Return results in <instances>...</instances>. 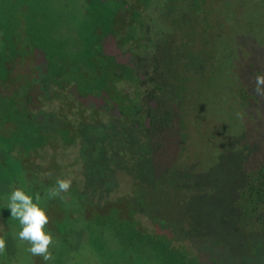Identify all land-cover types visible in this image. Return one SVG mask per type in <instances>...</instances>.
Masks as SVG:
<instances>
[{"label":"rangeland","instance_id":"obj_1","mask_svg":"<svg viewBox=\"0 0 264 264\" xmlns=\"http://www.w3.org/2000/svg\"><path fill=\"white\" fill-rule=\"evenodd\" d=\"M71 2L44 0L55 12L37 23L34 40L19 25L18 7H0V264H172V243L177 264H264V213L241 228L215 224L231 213L238 169L264 148V96L254 91L264 74V0H207L202 9L196 0ZM69 12V25L52 39L53 24ZM177 49L208 51L210 74L204 84L195 75V100L164 97L173 120L150 124L163 109L159 85L182 76L177 65L169 69ZM161 155L194 184L142 174L140 161L161 168ZM57 179H71V187L49 198ZM14 187L33 202L42 197L53 260L33 256L17 238L21 225L7 207ZM160 189L165 203L154 194ZM202 192L206 199L190 213L206 228L203 240L168 239L181 230L172 222L180 205Z\"/></svg>","mask_w":264,"mask_h":264},{"label":"flooded vegetation","instance_id":"obj_2","mask_svg":"<svg viewBox=\"0 0 264 264\" xmlns=\"http://www.w3.org/2000/svg\"><path fill=\"white\" fill-rule=\"evenodd\" d=\"M61 2H66V3H69L70 2V3H72L71 0H60V4H61ZM0 3H1V5H0L1 9L5 12V8H6V6H5V0H0ZM87 4L88 3L85 2L84 4L80 3L79 5H80V7H83V11H84V8L87 6ZM23 6H27V9H29L30 12H29V15H27V16L24 15V14L23 15L22 14H18V15H21V17H22V21H21V23L19 25H22L23 24L24 28L26 29L25 35L27 37L32 38L34 40L35 38H37L36 37V34H34V33L39 28V25L36 28L37 23L38 24L43 23L44 22L43 20L46 19V18H48V17H50L53 14V12H55V11L53 10V8L46 10V5L44 3V0H33V1H31V0H20L19 3H16V7L15 8L18 7L17 10H19ZM200 8L202 9L203 7L201 6ZM69 14H70V12L67 15H65V14L62 13L60 15V19L57 20V25L53 24L52 34H51V38L52 39L54 37L58 38V36L54 35V33L55 32L57 33V31L59 29V25L60 26H65V24L66 25H69ZM81 14L85 15L86 12H81ZM212 19L216 20L215 17L212 18ZM26 21L29 24V27L32 26V28H33L31 32H28L27 31L28 28L26 27ZM218 25H219V27H221L220 25H225V23L222 20V23H219ZM62 30H63V32H66L67 31V28H64L63 27ZM190 42L191 41H188V43H190ZM200 42H202L203 44H205V40L204 41H200ZM209 42H210V44L209 45H206L207 47L211 46L214 41L209 40ZM191 46H192V44H191ZM203 51H204V48H203ZM192 52H194V49H192V51L190 53H181L177 49V58H174V59H172L170 61V64H169L170 68L169 69L172 70V71H175L176 70V65H177V73H180L182 76H188L189 74H191L190 84L185 87L186 90H184L183 94H181L180 96H178V92H181L182 91V86L181 85H178V84H177V86H174L172 84L173 79H175V82H178L177 79H176L177 77L175 76V72L173 73L172 76H167L166 75L164 84H161L158 87V88H160V92L162 93V102H163L162 113H161V116L160 115L159 116H154L153 115L152 117H150L151 118V119L149 118V120H150L149 123L150 124L155 121L156 124L162 125V124H165V123L169 122L170 120H173L174 110L172 111V109L170 107L169 108L166 107V105L164 104V101H166L167 99L164 100L163 99L164 97L165 98H168L169 97V100H171V99H174L175 97L182 98L184 95L186 96V95L190 94L191 95V98L190 99H192V101L195 100V95L197 93H196L195 88L193 87V79L195 78V75L196 74L200 73V75L203 76V79H202L201 82H203V84H204V78H206L210 74V72H208V70L206 68V65H207V63L208 64L211 63V61L209 60L211 57L209 58V55L210 54H209L208 51H205L202 54V52L200 53L199 50L198 51L195 50L196 53L194 55H192ZM198 55L200 57H205L206 58L204 70H201V71L200 70H193V66H194L193 65V61H194V59L196 57H199ZM200 57H199V60L202 61V59ZM169 77H171V78H169ZM169 87H172V89H174V91H173L174 93H169V90H168ZM191 88L194 91V94L193 95H192V93H189L188 92V90L190 91ZM173 94H174V96H173ZM176 94H177V96H175ZM242 96H243V98L245 97V92L242 93ZM158 105L160 106V103L159 102H158ZM167 111L170 112V116H168L166 119H164L163 118L164 117V114ZM149 147H150V145H149ZM182 152L184 153V148H183ZM184 154H185L184 155V158H186V157L189 158V155L188 154H186V153H184ZM166 159H168V157L167 158H164L161 155V160L164 161V162H161L162 163L161 168L155 167L153 162H149L150 160H147V161L141 160L140 163L141 164H144V166H142L140 168V170L142 171V174L147 175L148 176V179L151 178V180L153 182L158 183V184H160L162 182H166V181H169V182L174 181L173 178H175V180L179 179V180H181L183 182V183L180 182V187H182V186L185 185L186 188H189L192 184H194V181L196 179L193 176H191V178L188 179V177H187V175H186V173H185L184 170H180V167H178V166H177V168L175 166H168L167 165L168 163L165 162ZM155 168L160 169L159 172ZM243 169L244 168H242L241 170L238 169V172H237L238 175H237L235 181H232L231 182V183H234L233 188H234V186L236 184L241 183V181H240V179L238 177L242 175V172L241 171ZM177 183H179V181H177ZM166 192H167L166 189H160V190H158V192L155 190V193L154 194H157L161 198V201L165 203L168 200L164 196V194H166ZM230 192H229V195L228 194L227 195H228V199L231 201V203H230L231 204V209H230V212L231 213H227L226 211L224 213H222L221 217H219V219L217 220L218 223H215V224L216 225H219V226L226 227L224 225V223H227L228 220H230V221H233L234 222L233 223L234 226H236L237 228H241V227H243L244 221L247 218V217L245 218V210L244 209H239V208H237L235 206V204H234L235 202H232V200H231ZM206 193L207 192H202V193L197 194V195L194 194V196L190 198L189 206L187 205L186 207H181V205H180V210H182V211H180L178 209L177 216L176 215H174V216L172 215L173 216L172 218L174 219V221H172V222L174 224L177 223V228L178 229L180 228L181 230H175V228H174L172 230V233H171V235H170V237L168 239H171L172 241H174L175 239L178 240V238H182V237L183 238H195L197 236L198 239L203 240V238H201L200 232L201 231H205L206 228L202 227L200 225V223L198 222V220L197 221H194L192 219L191 213H190L192 210L190 209V206L194 202H197L199 200L202 201V199H206V197H205L206 196ZM138 195H140V194H138ZM149 199H152V198H149ZM151 202H152V200H151ZM162 202L160 203V205H156V207H155L156 209L159 207V209L156 210L158 213L160 212L158 214V216H160L162 214L161 211H158V210H161V207H162L161 204H162ZM207 210L208 209H206V208H199V211L200 212L202 211V213H204V214L205 213L206 214L209 213ZM192 215H193V213H192ZM214 216H215V214H210V217H211L212 220L214 219L213 218ZM228 216H229L230 219H228ZM256 216H254V217L249 216V217L255 218ZM185 222H187V225L183 227V224ZM159 241L160 242H164V240H159ZM167 242L169 243L170 241L168 240ZM172 244L169 245L171 247L168 249L170 251V253L173 255V256L169 257V263L177 264V247L175 246V244H173V245Z\"/></svg>","mask_w":264,"mask_h":264},{"label":"clouds","instance_id":"obj_3","mask_svg":"<svg viewBox=\"0 0 264 264\" xmlns=\"http://www.w3.org/2000/svg\"><path fill=\"white\" fill-rule=\"evenodd\" d=\"M255 85L254 91L264 96V74L255 77ZM71 184V179H57L56 185L48 192V197L60 196L70 189ZM41 200L39 193L35 196L36 202H33L32 195L26 193L23 188L14 187L9 195L7 207L11 209V217L18 220L21 225L17 238L31 245L28 250L33 256H41L47 262L54 259L52 252L49 251L50 246L54 244V237L51 231H45L49 216L46 209L41 206ZM5 248L6 241L0 237V253H3Z\"/></svg>","mask_w":264,"mask_h":264},{"label":"trees","instance_id":"obj_4","mask_svg":"<svg viewBox=\"0 0 264 264\" xmlns=\"http://www.w3.org/2000/svg\"><path fill=\"white\" fill-rule=\"evenodd\" d=\"M17 1L19 0H5L6 8H15V2ZM196 1H199L200 5L207 2V0ZM204 7L205 6H203V8ZM29 12L30 11L29 9H27V6H23L21 9L17 10L16 13L22 15L24 14L27 16L29 15ZM26 27L28 28V32H31L33 29L32 26L29 27V24L27 22ZM200 58L202 59V61L198 60L197 64H194L193 70H204L206 58ZM190 80L191 74L178 78L177 84L182 86V91L178 92V96L183 94L184 90H186L185 87L190 84ZM188 92L192 93V95L194 94L192 88L190 91L188 90ZM168 116H170V112L167 111L165 112L163 118L166 119ZM257 153V157L254 158L253 161L254 163H252V165H247V167H244V169L241 171L242 175L238 177L241 183L234 186V188L230 192V197L232 202H235L234 204L237 208L245 210V218L249 216L254 217L257 215L256 217L258 219H262V217L264 216V148Z\"/></svg>","mask_w":264,"mask_h":264}]
</instances>
